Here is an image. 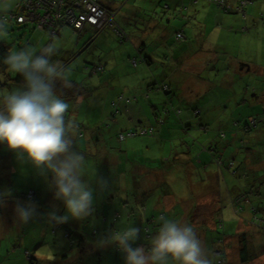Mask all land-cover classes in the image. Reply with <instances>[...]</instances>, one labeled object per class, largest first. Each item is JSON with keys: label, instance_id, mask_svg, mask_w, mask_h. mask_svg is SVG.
I'll list each match as a JSON object with an SVG mask.
<instances>
[{"label": "rangeland", "instance_id": "obj_1", "mask_svg": "<svg viewBox=\"0 0 264 264\" xmlns=\"http://www.w3.org/2000/svg\"><path fill=\"white\" fill-rule=\"evenodd\" d=\"M16 1L17 0H9L11 4L10 9L15 6ZM125 1L126 0H122L121 2L125 4ZM138 1H140L143 6L133 7V9H131V6H129L127 2L124 9H118L114 17V21L119 23L129 34L131 41L129 39L123 42L120 41L119 37L112 31V27L107 26L95 35L92 33L94 38L92 44L76 59L75 65L77 64V67L73 64L70 66V69L65 70L68 79H74L76 81L81 80L85 82L84 84L87 83L86 87L89 89V93L92 94L89 100H85L79 108L75 109L76 112L73 121L81 125L80 129L85 132V136L82 134L83 137L76 136L75 145L78 151L85 154L86 166L84 171L86 175L90 176L92 170L95 169L96 177H103L107 180L108 187L101 190L100 187L97 186L96 178H92L89 181L94 189V212L92 216L82 221L70 218L66 223L55 224L49 222L48 213L55 211L57 215H64L66 214V209L62 201L54 199L53 191L49 187L48 182L50 180V175L48 179H46L35 170L34 172L36 174L25 181L13 179L8 181L3 175L2 180L0 179V181L3 182H0L2 183L0 192L6 189L11 191V196L6 198V201L13 206L10 210L5 209L6 204L2 206L3 215L0 217V225L4 224V218H6L5 220L8 223L5 228L0 229V237L4 235L0 243V264H23V261L25 262L24 264H30L26 257L25 249H28L33 255V264H125L124 254L115 244L100 247L97 246V241L104 238L102 234L105 232L108 225L110 227L112 224L113 227V229L107 231L109 232L108 235H110L113 231L122 230L131 225L137 227L136 223H143V226H140L141 234L137 242L141 243L147 241L146 248H148L150 247L149 244H151V239L159 230L160 226L157 216L158 212L161 210L164 211L167 219L181 221L180 223L190 225L194 228L197 236L201 239L205 248L210 253L214 264H228V261L231 264H238V250L239 243H241L239 240H241L242 237L245 238V241H247L249 245V253L252 256L250 264H264V181L258 178H252L251 176L249 177L250 179H245L244 174L239 178H236L237 176H227V167L224 166L220 168V165L218 166L214 163L212 156L208 154V152L202 151L204 150L203 147L206 142L205 136L201 131L198 132L195 130V134L187 133L185 135L189 139L187 146L180 142L179 139L176 140L172 136L164 138V140H162V149H160L158 153L154 144L157 131L153 122L151 125L154 129L152 136L134 135L126 136L124 139H116L120 131L125 132L128 129H134V127L129 125L126 121L132 114H124L121 111L123 108L122 104L125 103L119 102V99H117L119 95L123 97H127V95L132 96V100L134 99L132 104L137 105L133 110V114H138L139 110L142 109L141 105L143 106L142 110L146 107L152 109L151 104L147 103H152L151 100H148V95H150L151 98L156 97V94H150L152 90H157L160 93L157 96L160 97V100L155 104L157 112L163 114L170 111V109H175V111H177L181 107L177 103L174 104L172 101H166L170 94L167 93V90H165L167 91L165 92L163 89L158 88L162 83H169L171 81L162 75V67L164 66L161 62L164 63L165 58L162 56L163 46L157 44V42L160 41L159 36L161 35V31L167 32V37L171 36V41L167 42L166 46L167 50L171 53L176 46L183 44V41H177L174 38L175 35L173 33L175 28H183V31L187 34V32H192L191 28L185 29L186 24L190 22V26L193 29L200 32L204 31L201 33V36H198L195 38V41L192 42V49L194 52L197 49H202L203 37L210 36L214 31L213 28L208 30L206 27L209 22L207 19V9L213 7V5L209 6V0L196 1L199 2L197 5L199 7L198 14L188 17L186 20L183 17V13H186L187 9L180 10L183 2H174L166 6V0H156L160 4L158 6V3H154V0ZM259 1L260 0H256L255 2L258 3ZM116 3L118 4V2ZM144 4L148 5L146 8L147 10H145ZM201 4H204V6L200 7L199 5ZM250 7V10L257 12L259 17L262 11L264 12V4L261 6V9H258L257 6ZM143 8V13L158 21L162 19L160 23L161 31L159 28L156 29L157 33L156 36L154 35V38L149 37L147 40H144L147 49L150 50L160 47V50L156 54L159 58H153L155 62L149 64L151 69L147 68L146 71L137 72L136 70L132 71L135 69L133 67L136 62L133 66H127L128 68H126L122 65L121 59L124 58L125 63H127L128 58H126L127 56L124 57V55L127 54L126 51L130 47H133L135 41H137L136 36L139 34L138 29H141L144 23L142 22L141 25L138 24L140 23L139 20L133 15ZM222 14L231 16L233 20L232 26L235 27V31H229L227 29V25L229 24L223 25L222 32H225L228 37L218 39L216 35L213 34L212 38L208 41L210 43L215 42L219 44V52H222L224 49L223 45L233 54L239 53L243 48H246V55H249V43L251 45L255 44L256 47L252 50V54H254L252 57L255 60H259V64L263 63L264 65V47L262 45V40L264 42V16H262L263 20H260L258 17L254 25L249 16H239L238 13L222 12ZM235 18H241L244 23H241V21H234ZM167 21L171 23H167ZM6 23L7 32L0 34V38H4L8 42L17 38L15 47L12 46V51H17V49L21 50L25 47L34 48L32 46L33 43L24 45L29 37H35L33 34L34 32L30 31L29 27L18 29L17 26H14L10 29L11 25L9 21H6ZM251 23L252 26L250 25ZM241 27L243 29L246 28V31L238 30L241 29ZM251 28H254V31L256 29L258 31L252 34V36H249V43L244 42L242 40V35L249 33ZM260 28H262V30L259 32ZM16 32H18L17 35ZM70 35L72 39V36H76L77 32L72 31L71 34V29L68 28V34L65 37L56 36L54 38L59 41L60 39L68 38ZM47 38L48 36L46 35V39ZM71 39L70 37L68 38L69 41L66 46L70 45ZM60 45L61 44H59V46ZM61 47L58 48L61 49ZM59 49L51 58L53 62L59 55ZM113 54H115L114 58L117 60V69L114 77L110 79L108 81L109 84H107L104 80L106 78V72L104 71L105 65L100 60L106 56L111 58ZM226 55L229 54L221 53L218 57L222 59ZM169 61L170 60H167L166 62L169 63ZM107 65L110 66V63ZM143 73H146V77H143ZM203 74V76L207 78V76H205L206 71H204ZM208 79H210L213 84L215 83L213 78ZM102 80L103 82H101ZM254 81L255 80H251L252 84L255 86ZM1 82L2 84H0V86L4 83H10L9 88H15L17 86L11 85L14 83L6 79H2ZM123 85H126L124 87L125 90L122 88ZM175 86L176 84L174 87ZM206 89L207 84L205 83L204 90ZM4 90H8V88L5 86ZM217 90L219 89L208 88L205 93H207V96L212 100L214 97H217V93L215 92ZM137 95H139L138 100H140V103L135 98ZM246 97L249 98L250 94L248 93ZM124 101L126 104L130 103L127 99ZM172 104H174V107ZM258 105V107L251 111H244V107L236 110L234 112L235 115H237V112H243L239 115V123H244L249 117H252L254 113H257L254 116L259 114H263L264 116V99L261 100ZM69 108L73 107L69 106ZM232 108V104L227 106V110H223L222 108L224 111L223 114H228L230 118L233 117L231 116ZM111 109H117L118 113L115 112L114 114V111ZM257 110H259V112H257ZM107 111L108 114H105ZM147 112H150V110ZM218 112L219 111H216V113ZM66 115L68 118L69 113ZM221 122L222 120L220 119L213 123L208 121L210 125L209 131L212 137H214L213 145L216 147L217 151H221L222 147L225 145H227L226 150L231 147H237L239 139H243L242 135L237 131L231 133L217 129ZM88 125H93V130ZM110 125L116 128L112 134L115 144L117 142L120 143L123 149L126 150L119 151L117 149L112 152H105L104 141L100 143L95 141L97 152H95L94 148H92L93 151H90L87 145H85V142H91L92 138L93 141L98 138L102 139V137L108 141L112 137L110 136L112 130H107ZM117 128H120V131ZM224 132L226 135H222ZM91 134H93V136ZM247 136V134L244 135V138ZM177 137L180 136H176L175 138ZM150 139L152 140L151 142ZM193 142L195 143L192 144ZM254 148L259 149V152L256 153V156L255 154H251V160L257 162L261 160V158H264V142H256ZM131 150L139 151V158L148 157V159H154L161 155L162 160L160 164L164 166L163 169L156 171V174L160 172L161 175H155V171H149L151 172L149 176H141L134 173L137 165H131L133 160L129 158L131 157L134 159V157H132V154H130L131 156L129 157H127L128 155L122 154L125 151L126 154H128L132 152ZM200 151L211 160L210 163L212 165L209 167V170L211 173H214V171L217 173L216 181H212L213 179L209 180L210 177H207L204 173L201 174V170L199 169L185 172V169L181 168L182 165H184L185 159L190 156L197 164H200V161L207 163L200 154ZM247 152L248 150H241L242 156L248 154ZM91 154L93 156H91ZM104 154L107 157V162H105V159H102ZM175 154L177 155L176 159L174 158ZM164 155L167 157H164ZM225 157L226 155H224V158ZM7 158L8 157H6V159ZM9 158H11L12 163L16 166V170L20 171L16 178L20 179L26 177L28 173L25 169L28 167H21L20 161L15 153L10 155ZM6 159L0 157V170L6 167ZM120 160L123 162L130 160L131 164L127 162L128 165H125L126 167L123 165H119L118 167V162ZM134 160L138 162L136 158ZM142 161L148 163V161L143 159ZM207 165L209 166V164ZM102 170L105 172H101ZM146 174L148 173L146 172ZM202 178L204 179L201 180ZM85 179H88V177ZM252 179L255 180L252 181ZM249 181L254 183L253 186H250L251 184ZM251 187L253 191H250V189H252ZM254 190H257L260 194H256ZM29 192H32L33 195L31 198H26L27 194L30 195ZM29 199L34 201L37 205V214L27 224H20L17 221L14 211L15 203L16 201L23 203ZM249 201H251L255 207H260V210H257L255 214V218H253V215H251V218L244 217V210L246 209L244 206L249 205ZM97 204L100 205L97 206ZM219 205L222 206L220 211L216 210ZM248 214L250 215V212ZM151 217L154 219L155 225H146V220ZM104 218L107 220L106 222H104ZM219 219H222V226L217 224ZM255 219L258 221L254 222ZM187 220L188 222H186ZM261 221H263V224ZM79 237L82 238L81 243L83 247L70 243V241L79 240ZM134 245L136 244L134 243L132 246ZM21 256L24 259H22ZM222 256L225 259L227 258L228 261H222Z\"/></svg>", "mask_w": 264, "mask_h": 264}, {"label": "crops", "instance_id": "obj_2", "mask_svg": "<svg viewBox=\"0 0 264 264\" xmlns=\"http://www.w3.org/2000/svg\"><path fill=\"white\" fill-rule=\"evenodd\" d=\"M121 1L122 0H118V1L103 0V3L108 4L109 7L118 11V9L120 8L124 9L126 5L124 4V2H121ZM180 1H183V3L186 5V8H187V12L183 13V17L185 18V20L188 17H191L193 15L196 16V14H198L199 7L197 5L199 4V2L193 3L191 0H180ZM231 1L234 2L235 0H231ZM250 1L251 2L247 4L248 5L247 6V16H249V18L252 19V23L255 25V22H256L255 20L259 17V14L255 11H251L250 6H257L258 9L259 8L261 9V6L264 4V0H260L258 3L255 2L256 0H250ZM116 2H118V4ZM166 2H168V4L170 5V4H173L175 0H166ZM154 3H157V1L154 0ZM144 6L145 8L148 7L147 4H144ZM199 6L200 7L204 6V4H201ZM209 6H212V4H210ZM207 10H208L207 19L209 20V22H208V25H206V27L208 30L213 28L214 31L212 32L210 36L203 37L202 49L201 50L197 49L195 52L192 49L193 48L192 42L195 41V38H197L198 36H201V33H203L204 31L200 32V31H197L196 29H193L190 26V22L186 24L185 29L191 28L192 32H187L183 40H177V41H183L182 42L183 44L176 46L172 50V53H171L166 48L167 42L171 41V36L167 37L168 33L165 31L164 32L161 31L160 29L161 22H159L157 19L151 18L148 15L146 16L141 15L139 17L140 25L143 22L146 26L145 27L141 26L142 28L138 29L139 34L138 36H136L137 41H135L134 43V45L135 44L137 45L135 46L133 45V47H130L126 51L127 54H125L124 57L127 56L126 57L128 58L127 63H125L124 58L121 59V63L126 68L130 67L131 65L133 66L135 64V63L133 64V60H134L133 57L138 56V52L136 49H134V47L136 48L137 46H140L141 47L140 53L144 56L145 59L142 61H136V64L133 67L135 69H133L132 71L136 70L138 72V71H146L147 68L151 69L149 64L151 62H155L153 58H159L156 56V54L159 52L160 47L152 48L149 50L147 49V46L144 40H147L149 37L154 38L157 33L156 29L159 28V30L161 31V35L159 36L160 41L157 42V44L160 46H163L162 56L163 58H165L164 59L165 62L164 63L161 62L164 66L162 67V75L165 76V78L171 80L169 83H165L168 85V90H167L168 92L167 91L165 92L170 94L166 100H168V102L172 101L174 102V104L177 103L181 107L179 108L178 106L179 110L177 111H175V109H170V111H167L166 113H163V114L157 112L155 104L157 101L160 100V97H157L160 93L157 90H152L150 94H156V97L151 98V96L148 95V100H151L152 103L147 102L151 104L152 109H149L148 107H146L144 110H142L143 106L141 105L142 109L139 110L138 114H133V110L137 107V105H133L132 102L134 99L132 100L131 95H127V97H123V98H126L127 100H129L130 103L126 104V102L123 100L125 104H122L123 108L121 109V111L124 114H132V116L129 119H126V121L129 125L133 126L134 128L141 129V127L151 125L153 122L154 127L157 131V137L154 140V144L157 148V153L160 151V149H162V140L170 136L174 137V139L176 140L179 139L180 142L184 143L187 146L188 141H189V139L185 136L187 131H189L191 134H195L194 133L195 130L198 132L201 131V133L204 134L205 136V141H209L210 138L211 140L214 139V137L211 136L212 135L211 132L209 131L210 125L208 121L210 123H213L216 120L220 119L222 120L221 122L222 124H219L217 129H220L222 126H229L232 129L236 128V131L242 135L244 144L247 143L249 146V148L247 149L248 154H245L244 156H242L241 154V151L239 148V142H237V147H231V149L226 150V153L224 155L228 156V158H224L225 164L226 162H229L228 160L233 161L231 166L227 167V170H228L227 176H234V177L237 176L236 178H239L240 176H243L242 174L244 175L250 174V176L261 177V176H264V158H261V160L257 162H253L251 160V154H255L256 156V153L259 152V149L254 148V145L256 142H264V126L259 125L253 130L248 131V132H244L241 129H239V126L242 125V123H239L238 126L237 125L230 126V120H234V121L236 119L239 120L240 119L239 115L243 113V112H237V115H235L234 112L236 110L244 107V111L246 110L251 111L252 109H255L256 107H258L259 106L258 103L264 99V65L263 63L259 64V60L253 59L252 56L254 54H252V50L256 47V45L255 44L251 45L248 42L249 36H252V34L257 33L258 30L256 29L254 31V28H251L249 33L242 35V40L244 42L249 43V47H250L249 55H246V48H243L241 52L239 53L233 54L223 44L222 45L224 46V49L222 50V52H219V48H220L219 44L215 42L210 43L208 40L212 38L213 34H215L216 38L218 39H222L223 37L227 38L228 35L225 32L224 33L222 32L223 31L222 27L223 25L229 24L227 25V29L229 31H232V30L235 31V27L232 26L233 20L231 16L223 15L222 11L215 6L210 7ZM262 16H264L263 11L259 17L260 20H263ZM234 21H241V23H244L241 18H235ZM227 22H230V23H227ZM167 23H171V22L167 21ZM252 23L250 24L251 26H252ZM91 29L92 28L90 27H85L82 32H84L85 36L87 35L89 36L90 34L94 33V29L93 30ZM245 29L241 27V29H238V30L246 31ZM261 30L262 28H260L259 32ZM35 33H34L35 37L34 38L32 37L33 39L32 38L31 39L34 41L36 45H38L40 44V42H42L45 39V37L42 36L40 33H37V32ZM67 34H68V28H63L59 36L65 37ZM71 34H72V30H71ZM69 37L71 39V35ZM72 37L74 41L75 36H72ZM132 37H135V36H132ZM68 38H63L59 40V44H61L59 47L61 46L62 47L61 49L58 48L60 52L54 61V62H59L63 66H66V68H64L65 70L70 69V66L73 64L74 66L77 67V64L75 65L76 59L80 57L83 51H85V50H82L78 53V55L72 56L75 52L78 51L80 45H78V43H74L71 47L66 46L69 41ZM262 45L264 47L263 40H262ZM221 53H227L229 55H226L224 58L221 59L218 57ZM114 57H115V54H113L111 58L106 56L105 58L100 60L105 65L104 71L106 72V78L104 80L105 82H107V84H109L108 81L114 77L116 69H117V63H116L117 60ZM167 60H170L169 63L166 62ZM108 63H110V66L107 65ZM204 71H206L205 76H207V78L203 76ZM0 74L2 73L0 72ZM243 75H246V76H243ZM3 77H4L3 79H6V76L4 74H3ZM143 77H146V73H143ZM208 78H213L215 83L213 84L212 81ZM69 80H74V79H69ZM251 80H255L254 81L255 86L252 84ZM78 82L82 84L85 83L84 81H81V80H78ZM101 82H103V80ZM205 83L207 84L206 90H204ZM0 84H2L1 80H0ZM9 84L10 83H4L3 85L0 86V97H2L3 95L7 94L8 92L12 90L18 89V86H16L15 88H9ZM14 84H11V85H14ZM175 84L176 86L174 87ZM86 85L87 83L84 84L85 87ZM5 86L8 88V90H4ZM125 86L123 85L122 88H124ZM251 86L255 88L253 91L248 88V87L251 88ZM208 88L219 89L215 91L217 93V97H214L211 100V98L207 96V93H205L208 90ZM248 93L250 94L249 98L246 97ZM91 96L92 94H90L88 91L87 94L79 95L76 99L60 97L69 106L73 107V108H68L67 113H69V117L67 119L73 120L74 114L76 112L75 109L79 108L85 100H89ZM135 98L140 103V100H138L139 95H137V97ZM174 104H172L173 107H174ZM227 104L233 105V108L231 111L232 112L231 116L233 117L231 118L228 117V114H223L224 113L223 110H227V106H228ZM193 108L198 109V113H195V112L193 113V111L191 110ZM149 110L150 112H147ZM216 111H219V112L216 113ZM257 112H259V110H257ZM105 114H108V111ZM256 114L257 113H254V115ZM159 119H162V121H159ZM195 120H198V121H195ZM80 126L81 125H78L77 137L85 136V132L82 129H80ZM88 126L92 129L93 125H88ZM110 129L112 130V133L110 135L112 137L108 141H106L103 137L102 139L98 138L97 140H94V141L92 138L91 142H85V145H87L88 149L90 151H93L92 148H94L95 152H97L96 142L100 143L104 141L105 152H112L117 149L119 151L126 150V149H123V146L120 143L117 142L115 144L114 142V136L112 134H113L114 129L116 128L113 125H110V127H108L107 130L110 131ZM118 130L120 131V128ZM153 132H154V129H153ZM245 133L248 135L246 138H244V135H246ZM93 134L91 135L93 136ZM176 136H180V137L175 138ZM116 139L119 140L117 137ZM151 139H150V142L152 141ZM192 144H194V142ZM0 147H1L0 150L4 151V152H0V157L5 156V159L6 157H8L6 159L7 163H5L6 167H3L2 170H0L1 180L4 175V177H6L8 181H11L12 179L25 181V180H28V178H32L34 174H36L34 172L35 169L30 164L27 165L26 163H22L19 160L21 167L23 166L28 167L25 169L28 175L20 179L16 178L20 171L16 170V166L12 163L11 158H9L10 155H13L15 152L9 150L4 144H0ZM131 151L132 152L128 154H126V151L123 152L122 154L128 155L127 157L131 156L130 154H132V157H134V159L136 158L138 162L132 159L131 157H129L130 160H133L132 164L130 163V160H127L125 162L120 160L118 162V167L119 165H123V166L128 165L127 164L128 162L131 165H137L136 169H139L140 171L139 174L141 176H144V175L149 176V173H151L149 171H155L154 172L155 175H158V174L161 175L160 172L156 174V171L163 169V166H164L163 164H160L162 160L161 155H159L158 158L156 157L154 159L153 158L148 159V157L139 158L140 156L139 151H134V150H131ZM171 152H172V149H171ZM200 154L202 155L204 160L207 161V163L200 161V164H197L194 162V160L190 156L189 158L185 159L184 165H182L181 168L185 169V172H187L188 170L196 171L199 169L201 170L200 171L201 174L204 173L207 177L208 176L210 177L209 180L213 179L212 181H216L217 173L215 171L214 173H211L209 170V167L212 164L208 162L209 159L205 155H203L201 151H200ZM91 156L93 155L91 154ZM164 157H167V156L164 155ZM174 158L175 159L177 158L176 154ZM102 159H105V162H107V157L105 156V154L102 156ZM142 159L145 161H148V163H144ZM255 161H256V157H255ZM207 164H209V166ZM230 167H233V169H231ZM101 172L104 173L105 171L102 170ZM146 172L148 174H146ZM204 178H202L201 180H203ZM2 183H0V186L2 185ZM98 205L100 204H97V206ZM252 205L253 203L249 201V205L244 206V208H246L244 210V217L251 218V215H253L252 214L253 208H255L256 210H260L259 209L260 207L257 208L254 205L253 206ZM12 206L13 205H11L10 203L6 201L5 209L10 210L12 209ZM221 207H222L221 205L217 206L216 210L220 211ZM160 212H164V211L161 210ZM249 212H250V215L248 214ZM0 215H1L0 217H2L3 215L2 212ZM5 219L6 218L3 219L4 224L0 225V229L5 228L7 226L8 222ZM220 220L222 221V219ZM186 222H188V220ZM137 227H140V226L137 225ZM3 237L4 235L0 237V243ZM78 246L81 247L82 243L78 244ZM25 250H28V249H25ZM21 258L24 259L22 256ZM38 260H42V259H38ZM24 263L25 262L23 261V264ZM238 264H239V260H238Z\"/></svg>", "mask_w": 264, "mask_h": 264}, {"label": "clouds", "instance_id": "obj_3", "mask_svg": "<svg viewBox=\"0 0 264 264\" xmlns=\"http://www.w3.org/2000/svg\"><path fill=\"white\" fill-rule=\"evenodd\" d=\"M9 0H0V34L7 32ZM59 41L55 38L36 50L25 47L10 52L3 63L9 73H18L24 80L18 88L0 97V144L15 152L17 158L30 164L39 175L48 179L54 199L62 201L66 214L48 213L50 223L62 224L68 220H85L94 212V189L90 180L96 178L101 190L108 181L96 177L95 169L87 176L85 154L77 150L75 138L78 124L67 119L69 105L56 92L57 82L71 87V81L59 62H53ZM3 74H0L2 80ZM88 177V179H85ZM10 190L0 192V206L6 204ZM17 221L27 224L37 214V205L29 199L16 201ZM160 227L151 239L150 247H133L140 238L141 229L129 226L113 231L97 241V246L115 244L124 254L125 264H214L194 228L179 221L159 217Z\"/></svg>", "mask_w": 264, "mask_h": 264}, {"label": "trees", "instance_id": "obj_4", "mask_svg": "<svg viewBox=\"0 0 264 264\" xmlns=\"http://www.w3.org/2000/svg\"><path fill=\"white\" fill-rule=\"evenodd\" d=\"M24 1L25 0H17L16 3H15V6L12 9L8 10V12H7V21H9V23L11 25L10 29H12L14 26H17L18 29H21L23 27H29L30 31H32L34 33L35 32L40 33L42 36H44L45 39L42 42H40V44H38L37 46H36V44L34 43L33 40L31 41L32 37H29V39H27L25 41L24 45H28L29 43H33L32 46L34 48H36V50H39L41 47L46 46L48 43H50L53 40L54 37H56V36L60 37L59 34L63 30V28H69L73 32H75V31L77 32V35L76 36L74 35L76 37V38L74 37V41H73V38H72L71 41H70V45H68L70 47L74 43H78V45H80L78 51L75 52L72 56L78 55V53L80 51L86 50L92 44V40L94 39L93 38V34L92 35L90 34L91 36L90 35L89 36L88 35L85 36L84 32H82L85 27H90V28H92L91 30L94 29V35H95L96 33L101 32V30H103L107 26H111L112 30L115 32V34H117V36L119 37L120 41H126L128 39L131 40L130 37H129V34L126 32V30L119 23L114 21V17H115V14H116L117 10L109 7L108 4L103 3V0H97V2L99 4V6L102 9H104V11H106L107 15L110 17L111 24L106 25L102 29H97L94 26H91L90 24L85 23L80 28H77V27H74L72 25H69V23H64L63 21H55L56 24L58 25V29H57V31L55 33H51L50 30H48L47 28L38 27L39 25H38V21L37 20L28 19V17L25 15V11L26 10H24L23 7H22V4H23ZM32 1H34V0H32ZM50 1H53V0H50ZM191 1L193 3H195L197 0H191ZM75 2H77V0H59L60 8L59 9H55V8L52 9L51 13H54V11L58 10L57 11L58 13L64 14L67 9H71L74 12H77L79 10V8L73 6V4ZM127 2H128V5L131 6V9H133V7H141V6H143L141 4V2L138 1V0H134V1L133 0H130V1L126 0L125 4H127ZM175 2L179 3V2H183V1L175 0ZM250 2H251L250 0H235L234 2H232L231 0H209L208 1V3H210L213 6L217 7L218 9H220L224 13H238L239 15H243L245 17L247 16V6H248L247 4L250 3ZM159 5L160 4L158 3V6ZM168 5L169 4L167 2L166 6H168ZM42 6L47 7L46 4H44V3H42ZM183 8H185V9H183ZM186 9H187L186 5L183 3L181 5V9L180 10H186ZM42 10L43 9H41V11ZM145 10H147V9L145 8ZM143 11H144V8L139 10L138 12H136L133 16L137 17V20H139V17L141 15L142 16H146L147 15V14L143 13ZM3 15H4V13L0 12V16H3ZM20 16L24 17V19L23 20L19 19ZM156 17H157V14H156ZM161 21H162V19H161ZM161 21H159V22H161ZM138 24H140V23H138ZM142 25H143V27H145L144 24H142ZM17 34H18V32H16V35ZM173 34L175 35L174 38L176 40H183L185 38V36H186V33L183 31V28H178V29L175 28ZM12 35H14V34H12ZM46 35L48 36L47 39H46ZM18 37H20V36H18ZM12 38H14V37H12ZM16 41H17V38L13 39V40H11L9 42L6 39H4V38H0V72L6 76V80L7 81H11L12 83H15L14 85H17L18 88H23L24 80H23L22 75H20L18 73H9L7 71V66L3 63L4 58L10 52H12V46L15 47V42ZM135 49L138 52V56L133 57L135 62L144 60L145 59L144 56L140 53L141 47L137 46ZM19 50L20 49H17V51H19ZM63 67L66 68V66H63ZM70 81H71V87H64L61 82H57L56 92H57V95H59V97H61V98L62 97H64V98L67 97V98H71V99H76L79 95H85V94L88 93L89 90L82 83H80V82H78L76 80H70ZM158 88L159 89H163L165 91V90H168L167 89L168 85L165 84V83H162ZM248 88L250 89V87H248ZM117 99H119V102H123V100H125L126 98H123V96L120 95V96H118ZM128 102H129V100H128ZM191 110L193 111V113L194 112L198 113V109L193 108ZM113 111H114V114H115V112L118 113L117 109H115V110L113 109ZM252 119H254V124H252ZM239 120H237V119L235 121L234 120H230V126H236V125L238 126L239 125ZM159 121H162V119H159ZM195 121H198V120H195ZM233 121H234V123H233ZM220 124H222V123H220ZM151 125H147L149 127H147V126L141 127V129L134 128V129H128L125 132L120 131L118 133V135H117L118 136L117 138L118 139H124L126 136H134V135H148V136H152L154 132H153V127ZM259 125H263L264 126V116H263V114H259L257 116L249 117L244 123H242V125L239 126V129H241L244 132H248V131L253 130L254 128H256ZM220 129L221 130H225L226 132H231V133L236 131V128L232 129L229 126H222ZM187 133H190V132L187 131ZM222 135H226V133L224 132ZM205 142H206V144L204 145V147H203L204 150H202V151L208 152V154H210L212 156V158L214 160V163L216 165H218V166L220 165L219 166L220 168L221 167L223 168L224 166H226V167L231 166V164L233 162L232 160H228L229 162H226V164H225V161L223 159L224 158V154L226 153V146L227 145L223 146L221 151H217L216 147L213 145V139L211 140V138H210L209 141H205ZM238 142H239L240 151L241 150H247L249 148L247 143L244 144V140L243 139H239ZM0 152H4V151L0 150ZM3 158H5V156ZM225 158H228V156H226ZM208 162L210 163L211 160H209ZM230 168L233 169V167H230ZM232 172H233V170H232ZM134 173L139 174L140 173L139 169L135 168ZM244 177H245V179H250L249 178L250 174H245ZM251 177L252 178H258L259 180L264 181V176H261V177L251 176ZM254 180L255 179H252V181H254ZM252 181H249V183L251 184L250 186H253V184H254V183H252ZM254 189H255V187H254ZM250 191H253V188L250 189ZM254 192L256 194H260L257 190H254ZM32 195H33V193L30 194V195L27 194L26 198H31ZM1 212H2V206H0V214H1ZM256 213H257V210L255 208H253V211H252L253 218H255V214ZM153 216H155V215H153ZM160 216H164L165 217V213L164 212L163 213L162 212H158V216H157L158 221H159V217ZM106 221L107 220L104 218V222H106ZM146 221H147L146 225H151V226H152V224L155 225L154 224V219H152V217L148 218ZM256 221H258V220L255 219V222ZM262 222L263 221H261V223ZM217 224L219 226H222V221L219 219L217 221ZM136 225L143 226V223H136ZM159 226H160V222H159ZM111 229H113L112 224L110 225V227L108 225L107 229L102 234V236L104 238L107 237L108 233H109L107 231H110ZM140 234H141V232H140ZM142 234H143V232H142ZM239 241H241V243H239V250H238L239 254H238V258H237V263H238V260H239V264H250V260H251L252 256L249 253V245H248L247 241H245L244 237H242L241 240H239ZM81 242H82V238L81 237H79V240L70 241V243H72L74 245L76 244L77 246ZM146 242L147 241H143L141 243H138L136 241L135 242L136 245H134L133 247H137V246L143 245L146 248ZM25 254H26V257L28 258L29 263L33 264L34 263L33 260H32L33 259V257H32L33 255L28 250H25ZM221 260L222 261H225V260L228 261V259L227 258L225 259L223 256L221 257ZM228 264H231V263L228 261Z\"/></svg>", "mask_w": 264, "mask_h": 264}, {"label": "built area", "instance_id": "obj_5", "mask_svg": "<svg viewBox=\"0 0 264 264\" xmlns=\"http://www.w3.org/2000/svg\"><path fill=\"white\" fill-rule=\"evenodd\" d=\"M42 3L46 4L47 7L42 6ZM73 6L78 7L79 10L74 12L71 9H67L64 14H60L57 12L58 10L51 13L52 9L60 8L59 0H25L22 4L28 19L37 20L38 27L47 28L51 33H55L58 29L55 21H63L77 28H80L85 23L97 29H102L106 25L111 24L110 17L99 6L97 0H77ZM41 9L43 10L41 11ZM19 19L23 20L24 17L20 16ZM134 63L135 60H133ZM29 194H32V192Z\"/></svg>", "mask_w": 264, "mask_h": 264}, {"label": "flooded vegetation", "instance_id": "obj_6", "mask_svg": "<svg viewBox=\"0 0 264 264\" xmlns=\"http://www.w3.org/2000/svg\"><path fill=\"white\" fill-rule=\"evenodd\" d=\"M253 89H254V87L251 86L250 90H253ZM252 124H254V119H252Z\"/></svg>", "mask_w": 264, "mask_h": 264}]
</instances>
